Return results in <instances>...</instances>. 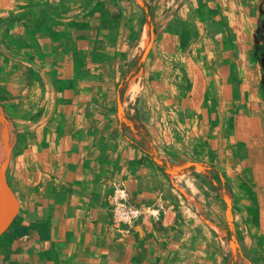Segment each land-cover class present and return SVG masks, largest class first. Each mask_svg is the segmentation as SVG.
I'll return each instance as SVG.
<instances>
[{
    "label": "crops",
    "instance_id": "0c3cea01",
    "mask_svg": "<svg viewBox=\"0 0 264 264\" xmlns=\"http://www.w3.org/2000/svg\"><path fill=\"white\" fill-rule=\"evenodd\" d=\"M142 1L153 6L155 41L122 96L151 37L137 0H0V103L20 200L0 264H264L254 56L264 0ZM135 114L161 159L220 175L162 172L135 146L143 140L124 116ZM211 176L231 188L236 257ZM117 188L160 217L117 230Z\"/></svg>",
    "mask_w": 264,
    "mask_h": 264
},
{
    "label": "trees",
    "instance_id": "16d2710c",
    "mask_svg": "<svg viewBox=\"0 0 264 264\" xmlns=\"http://www.w3.org/2000/svg\"><path fill=\"white\" fill-rule=\"evenodd\" d=\"M143 12V16L145 17L147 24L150 28V32L153 34V27H154V17H153V13L146 9ZM264 21V10L261 13V17H260V23ZM259 23V24H260ZM258 31V37L256 40V51L259 50L260 48V42L264 41V27H258L257 28ZM258 41V42H257ZM143 63H138L137 66H134L131 68V70L128 73V78L126 80L123 81L122 83V87L120 88V93L123 96L124 90L128 84V82L130 81V79L133 77V75L139 71V69L141 68V65ZM125 116V120L128 124V127L130 128V130L132 131V133L136 136V137H140L142 138V142H135V146L138 147L140 150H142L143 152L147 153L149 155V157H151L153 160H155L158 164L159 169L166 173V174H171V173H181V172H185L189 169H194L196 168L195 166H177L173 163H168L166 161H164L163 159L160 158L159 154H158V150L155 147V145L153 144V140L152 137L150 135V133L148 132V130L146 129V127L143 125L141 118L135 114L133 116ZM147 145V146H146ZM15 149L12 150V154L15 153ZM197 164V163H196ZM199 166L203 167L205 169V171L208 174L212 175V172H216L220 175V173L217 171V169L211 165H208L206 163H198ZM215 182H219L217 185H214ZM210 183L213 184L212 186V190L217 192L219 195L221 196H230L231 197V188L229 186V184H227L225 181H223L221 179V177L219 176H211L210 178ZM226 231L228 234V240L231 239V237L234 235L233 230L228 226V224L226 225Z\"/></svg>",
    "mask_w": 264,
    "mask_h": 264
},
{
    "label": "water",
    "instance_id": "95a60500",
    "mask_svg": "<svg viewBox=\"0 0 264 264\" xmlns=\"http://www.w3.org/2000/svg\"><path fill=\"white\" fill-rule=\"evenodd\" d=\"M137 1L142 7L144 6V2L142 0H137ZM261 26L264 27V21H262L258 25L259 28ZM257 33H258V31L256 32V40H257V37H258ZM154 41H155L154 34L151 33L149 44L147 45V47H146V49H145V51H144V53H143V55L141 57V61H140L141 63H144L146 61V59H147V57H148V55H149V53H150V51H151V49L153 47ZM254 56H255L256 59L258 58L257 51L255 52ZM260 65H261V69H262L263 82H264V54H262V58L260 59ZM119 106H120V111L122 112L123 108H122V103L121 102H120ZM183 166H187V167L195 166L196 168L197 167H201V166H199L196 163H186ZM174 174H180V173H171V175H174ZM0 188L1 189H5V190L8 191V193L10 194V196H11V198H12V200H13L15 206H16V210H15L14 214L11 215V218L9 220L8 225L6 226L5 230L0 235V248H1L3 246V244L5 243V241L11 235V233L13 231V228H14L17 220H18L19 212H20V200H19L18 196L16 195V193L8 185H6L4 183H0ZM223 198H224L226 206H227V208H226L227 224L234 232V224H233L234 218H233V204H232V200H231L230 196H226V195H224ZM229 243H230V246H231V249H232L233 256L236 257L237 254H238V245H237V239H236L235 233L231 237V239L229 240Z\"/></svg>",
    "mask_w": 264,
    "mask_h": 264
},
{
    "label": "built area",
    "instance_id": "2783aa9c",
    "mask_svg": "<svg viewBox=\"0 0 264 264\" xmlns=\"http://www.w3.org/2000/svg\"><path fill=\"white\" fill-rule=\"evenodd\" d=\"M113 213V225L119 231L129 230L137 221L148 222L160 217L157 208L136 206L130 203L125 188H117L110 197Z\"/></svg>",
    "mask_w": 264,
    "mask_h": 264
},
{
    "label": "rangeland",
    "instance_id": "374dc122",
    "mask_svg": "<svg viewBox=\"0 0 264 264\" xmlns=\"http://www.w3.org/2000/svg\"><path fill=\"white\" fill-rule=\"evenodd\" d=\"M150 5H151V3H150ZM142 9H143V11L148 9V10L154 12L152 10L153 6L150 8V6H148L146 3H144V6L142 7ZM0 135H1L0 136V144H2L3 146L5 145L4 147L6 148V151L8 153L7 158L5 160V165H4L3 172L1 173V176H0V183H4V184L8 185L12 189L11 184H10V180H9V177H8V173H9L10 159H11V156H12V150H11L12 145L11 144H12V135H13V133H12V130H11L9 124H8V121H7V118H6L5 114H4V111L2 110L1 103H0ZM206 183H207V181H206ZM210 186H211V184L209 185V187ZM0 193H3L5 195H9L10 196L8 191L5 190V189H1L0 188ZM12 202H13V200H12ZM222 204H223V211H224V214H225V217H226V208H227V206H226V203H225L224 199H222ZM15 210H16V206H15V204L13 202L12 205H11V215L14 214ZM223 222H224L223 224L226 226L227 225V220H224ZM230 249H231V246H230Z\"/></svg>",
    "mask_w": 264,
    "mask_h": 264
},
{
    "label": "bare ground",
    "instance_id": "6f19581e",
    "mask_svg": "<svg viewBox=\"0 0 264 264\" xmlns=\"http://www.w3.org/2000/svg\"><path fill=\"white\" fill-rule=\"evenodd\" d=\"M4 146L0 144V150L2 149L0 151V176H1V173L3 172L5 160L8 155L6 148ZM12 203H13L12 198L9 195L0 193V235L5 230L11 218Z\"/></svg>",
    "mask_w": 264,
    "mask_h": 264
},
{
    "label": "flooded vegetation",
    "instance_id": "af4514ba",
    "mask_svg": "<svg viewBox=\"0 0 264 264\" xmlns=\"http://www.w3.org/2000/svg\"><path fill=\"white\" fill-rule=\"evenodd\" d=\"M262 54H264V41L260 42V48L257 51L258 58L257 60L260 62V59L262 58Z\"/></svg>",
    "mask_w": 264,
    "mask_h": 264
}]
</instances>
